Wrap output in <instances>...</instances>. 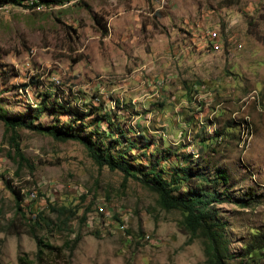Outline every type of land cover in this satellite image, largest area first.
Instances as JSON below:
<instances>
[{"label":"rangeland","instance_id":"1","mask_svg":"<svg viewBox=\"0 0 264 264\" xmlns=\"http://www.w3.org/2000/svg\"><path fill=\"white\" fill-rule=\"evenodd\" d=\"M25 2L0 10V114L71 130L131 175L98 167L79 141L24 127L19 161L0 121V264L37 262L36 240L15 230L17 188L56 250L38 264H208L184 214L143 184L151 167L179 179L175 194L220 193L226 264H264V0ZM61 105L87 114L55 116ZM189 166L230 180L198 181L180 170Z\"/></svg>","mask_w":264,"mask_h":264},{"label":"trees","instance_id":"2","mask_svg":"<svg viewBox=\"0 0 264 264\" xmlns=\"http://www.w3.org/2000/svg\"><path fill=\"white\" fill-rule=\"evenodd\" d=\"M26 0H0V6L4 5H23ZM71 1V0H67ZM49 0H35V5H49ZM30 84L34 86H39L38 81H30V83L23 84V87H27ZM52 97V93L45 92L43 94L42 105L39 108V112L49 111L46 107V100ZM62 106V105H61ZM82 112L70 105H63L60 110L54 112L55 116H61L64 114H73L75 116H81L85 118L86 114H81ZM0 121L3 122L5 126V132L9 134L8 143L10 147L14 150L12 158H18L19 161H25L23 154L20 151L18 136L16 134L17 128H28L32 130H37L40 133L48 134L54 139L66 141V140H76L81 142L87 149L89 156L95 162L98 167H108L110 170H119L126 177L131 175L130 166L125 163L123 160H115L111 154L108 153V150L97 151L94 148V145L87 142L84 138L79 136L77 133H72L71 130H62L57 129L53 126L51 127H41L34 126L32 121L24 122L19 119L7 118L0 114ZM74 125L70 124V128ZM180 170L185 172L187 176H195L196 180L204 181L206 183L226 185L230 180L228 172L224 169L218 170L217 174L212 178L208 179L207 177L199 174L196 170L198 167H182ZM189 177L187 180H190ZM143 184L149 188V190L157 195V203L164 210H179L184 214L182 220V227L184 231L192 235L199 234L205 240V254L207 256L208 264H226V261L229 259V255L223 246V233L220 231L223 224L218 222L215 217V209L213 204L225 202L223 198L220 197V193H211L201 190H192L190 194H175L178 190V178L166 179L162 176L160 171L155 170L154 167H151L150 170L144 174V179L142 180ZM15 200H16V209L18 214L21 217V222L19 225H14L16 233L23 232L30 235L36 240L37 251L36 264L42 262L43 259L51 257L56 252L55 248L49 245L48 243H43L35 233V228L37 227L38 222L31 224L26 218L25 214L22 212L21 202L23 200L22 190L20 188L11 189ZM255 194L252 192L247 193V200H253ZM251 201L248 202V204ZM245 205V204H244ZM65 209L64 208H52L53 212L61 214ZM46 221L44 217L41 218ZM48 224V223H47ZM222 244V245H221ZM256 248V247H255ZM255 249L249 250L251 252V260L254 258L258 259L260 254ZM248 254V253H247ZM253 255V257H252ZM57 255H55L56 257ZM42 259V260H41ZM17 264H34L33 261L29 260L27 255H22L18 257Z\"/></svg>","mask_w":264,"mask_h":264},{"label":"built area","instance_id":"3","mask_svg":"<svg viewBox=\"0 0 264 264\" xmlns=\"http://www.w3.org/2000/svg\"><path fill=\"white\" fill-rule=\"evenodd\" d=\"M25 3H27V2H25ZM27 5H28V6H32L33 3H32L31 1H29V3H27ZM6 7H7V5L0 6V10L4 9V8H6ZM33 7H36V6H33Z\"/></svg>","mask_w":264,"mask_h":264}]
</instances>
